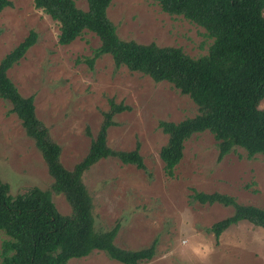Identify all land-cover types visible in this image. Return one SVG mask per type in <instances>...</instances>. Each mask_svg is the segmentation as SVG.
Returning <instances> with one entry per match:
<instances>
[{"label": "rangeland", "instance_id": "rangeland-1", "mask_svg": "<svg viewBox=\"0 0 264 264\" xmlns=\"http://www.w3.org/2000/svg\"><path fill=\"white\" fill-rule=\"evenodd\" d=\"M9 1L11 6L0 12V60L30 30L36 32V43L7 76L22 96H34L35 113L60 145L64 167L71 169L87 152L86 129L95 135L109 98L130 107L113 117L116 124L107 131V144L131 150L138 141L146 169L105 158L84 173L96 228L105 230L118 222L115 243L130 250L156 239L153 258L138 264H264L262 227L240 221L215 238L207 228L231 215L233 208L201 204L191 197L193 189L217 191L263 208L264 156L247 158L236 147L217 161L216 141L204 131L184 142L183 157L168 177L159 158L167 137L158 122L194 116L197 106L189 96L168 82H154L125 66L115 68L110 55L101 56L89 68L84 58L100 43L94 33L85 31L60 45L59 24L33 0ZM74 1L80 9L87 8L85 0ZM107 16L122 39L180 47L194 58L206 54L212 41L201 26L163 12L152 0H111ZM259 107H264V98ZM9 108V102L0 99V179L13 194L24 186L46 188L51 179L40 153ZM53 199L61 213H69L62 195ZM5 237L0 231V245ZM67 264L122 263L95 250Z\"/></svg>", "mask_w": 264, "mask_h": 264}, {"label": "trees", "instance_id": "trees-1", "mask_svg": "<svg viewBox=\"0 0 264 264\" xmlns=\"http://www.w3.org/2000/svg\"><path fill=\"white\" fill-rule=\"evenodd\" d=\"M85 1V10L74 0L33 3L59 24L60 45L71 43L85 31L98 37L99 46L84 58L89 68L101 56L110 55L115 68L125 66L154 82H168L197 106L192 117L158 122L167 137L159 158L168 177L173 176L183 157L184 142L204 131L216 141L217 161L236 147L243 149L247 158L264 156V107H259L264 98V0H152L163 12L204 29L212 41L207 53L196 58L180 47L120 38L107 16L111 0ZM8 6L9 0H0V12ZM36 41V32L30 30L0 60V99L9 102L8 113L17 116L26 136L32 139L51 181L46 188L24 186L13 194L9 184L0 179V231L6 235L0 245L1 263L67 264L95 250L122 264L151 260L156 253V239L149 246L130 250L115 243L118 222L105 230L96 228L93 199L83 181L84 173L105 158L146 169L138 141L131 150H116L107 144V131L116 124L113 117L130 107L109 98L95 135L86 129L90 136L87 152L71 169L64 167L60 145L35 113L34 96H22L7 76ZM54 195L64 197L69 213L57 209ZM191 197L201 204L233 208L231 215L207 228L215 238L240 221L264 229V207L239 203L235 197L217 191L193 189Z\"/></svg>", "mask_w": 264, "mask_h": 264}]
</instances>
